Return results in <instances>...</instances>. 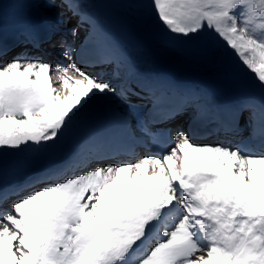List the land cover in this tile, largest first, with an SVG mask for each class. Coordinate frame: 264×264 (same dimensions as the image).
I'll list each match as a JSON object with an SVG mask.
<instances>
[{
	"label": "snow or ice",
	"instance_id": "6c2138e0",
	"mask_svg": "<svg viewBox=\"0 0 264 264\" xmlns=\"http://www.w3.org/2000/svg\"><path fill=\"white\" fill-rule=\"evenodd\" d=\"M150 9L171 40L207 37L250 71L261 94L228 115L231 126L244 120L264 141V0H150ZM26 38L35 41V33L26 30ZM4 55L0 264H264V142L196 144L178 131L163 151L134 160L42 166L38 154L115 88L74 59L52 65ZM185 111L173 109L168 119ZM132 119L121 118L126 135L134 134ZM135 128L156 138L147 123ZM25 153L33 155L14 175L34 174L7 182L5 158Z\"/></svg>",
	"mask_w": 264,
	"mask_h": 264
},
{
	"label": "rangeland",
	"instance_id": "374dc122",
	"mask_svg": "<svg viewBox=\"0 0 264 264\" xmlns=\"http://www.w3.org/2000/svg\"><path fill=\"white\" fill-rule=\"evenodd\" d=\"M118 15L127 16L136 33H125ZM33 19L46 20L56 39L69 34L73 42L68 51L76 45L83 48L90 41L94 48L105 49L103 55L109 66L105 67L108 74L102 79L111 81L115 88L114 94L90 104L55 146L38 154L42 166L67 162L66 155L77 147L78 140L82 138L80 133L93 127L87 128L91 122L100 124L109 119L107 132L122 126L121 118L125 113L133 118V122L136 117L134 107H129L130 101L121 96V91L129 84L130 74H137L142 80H151L156 73L154 65L166 69L168 75L176 68L189 86L201 91L208 104L215 102L216 97L234 104L261 94L250 71L214 41L207 37L195 41L171 40L155 20L150 0H0V36L9 34V37H23V29L15 26L26 21L35 23ZM113 25L114 31H111ZM20 28L22 31L17 32L16 29ZM114 32L116 35L109 36ZM118 71L124 75H117ZM105 115L107 120L101 121ZM71 142V146L66 149ZM86 147L83 144L77 150L83 152ZM32 155L7 156L5 180L23 183L29 179L34 170L20 175H14V170L21 161Z\"/></svg>",
	"mask_w": 264,
	"mask_h": 264
},
{
	"label": "bare ground",
	"instance_id": "6f19581e",
	"mask_svg": "<svg viewBox=\"0 0 264 264\" xmlns=\"http://www.w3.org/2000/svg\"><path fill=\"white\" fill-rule=\"evenodd\" d=\"M12 58V57H11ZM118 106V105H117ZM121 107V106H120ZM121 109V108H120ZM109 112H108V108H107V114H108ZM104 120H107V115H105V117L101 120V121H104ZM90 125L87 127V128H91L92 126H94L95 124H97V122H91V123H89ZM87 130H89V129H87ZM139 144V142L138 141H133V142H131V141H129L128 142V145L130 146V145H138Z\"/></svg>",
	"mask_w": 264,
	"mask_h": 264
}]
</instances>
